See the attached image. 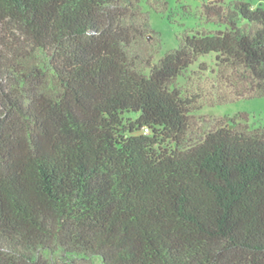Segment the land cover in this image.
Masks as SVG:
<instances>
[{
  "label": "trees",
  "instance_id": "trees-1",
  "mask_svg": "<svg viewBox=\"0 0 264 264\" xmlns=\"http://www.w3.org/2000/svg\"><path fill=\"white\" fill-rule=\"evenodd\" d=\"M142 1L0 0V264H264V127L184 147L203 105L175 87L213 57L206 105L264 96V0H203L217 30L148 73L123 52Z\"/></svg>",
  "mask_w": 264,
  "mask_h": 264
},
{
  "label": "rangeland",
  "instance_id": "rangeland-1",
  "mask_svg": "<svg viewBox=\"0 0 264 264\" xmlns=\"http://www.w3.org/2000/svg\"><path fill=\"white\" fill-rule=\"evenodd\" d=\"M164 6L159 10L150 7L153 0H143L141 11L147 18L149 30L140 33L130 31L129 44L124 45V58L130 68L148 73L147 66L159 61L167 52L176 49L179 37L184 31L214 32L217 27L205 21L203 0H163ZM264 8V1L261 2ZM129 26V25H128ZM199 64H205L207 71H200ZM213 57H205L175 81V87L186 98H193L202 109L190 116V127L185 134L184 147H190L203 139L204 135L218 127L219 120H235L239 115L247 116L250 130L264 127V96L253 99H240L223 105L208 106V100L217 96L214 87ZM129 118V117H128ZM244 123L236 120V123ZM228 125H232L227 122ZM225 122V125H227ZM50 264H98L60 253L45 254Z\"/></svg>",
  "mask_w": 264,
  "mask_h": 264
},
{
  "label": "built area",
  "instance_id": "built-area-1",
  "mask_svg": "<svg viewBox=\"0 0 264 264\" xmlns=\"http://www.w3.org/2000/svg\"><path fill=\"white\" fill-rule=\"evenodd\" d=\"M145 133H147V129H145Z\"/></svg>",
  "mask_w": 264,
  "mask_h": 264
}]
</instances>
